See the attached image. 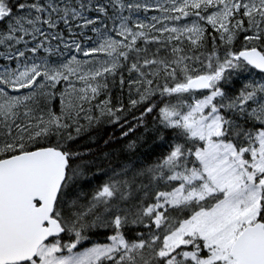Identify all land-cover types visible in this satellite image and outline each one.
<instances>
[{
  "label": "snow or ice",
  "instance_id": "obj_1",
  "mask_svg": "<svg viewBox=\"0 0 264 264\" xmlns=\"http://www.w3.org/2000/svg\"><path fill=\"white\" fill-rule=\"evenodd\" d=\"M0 264H264V0H0Z\"/></svg>",
  "mask_w": 264,
  "mask_h": 264
},
{
  "label": "trees",
  "instance_id": "obj_2",
  "mask_svg": "<svg viewBox=\"0 0 264 264\" xmlns=\"http://www.w3.org/2000/svg\"><path fill=\"white\" fill-rule=\"evenodd\" d=\"M113 128L112 126H104L99 130L93 129L90 133H86L80 139V145L83 149H87L88 147H94L93 145L89 144V136L98 137V142L103 144V139H107L108 136L112 134ZM117 135L119 134V130H116Z\"/></svg>",
  "mask_w": 264,
  "mask_h": 264
}]
</instances>
